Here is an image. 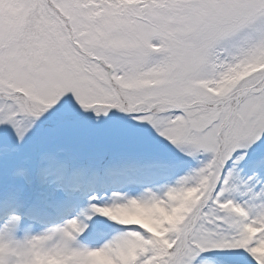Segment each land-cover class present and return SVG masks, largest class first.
<instances>
[{
	"label": "snow or ice",
	"instance_id": "1",
	"mask_svg": "<svg viewBox=\"0 0 264 264\" xmlns=\"http://www.w3.org/2000/svg\"><path fill=\"white\" fill-rule=\"evenodd\" d=\"M0 264H264V0H0Z\"/></svg>",
	"mask_w": 264,
	"mask_h": 264
}]
</instances>
